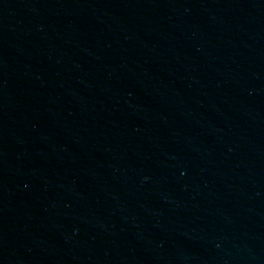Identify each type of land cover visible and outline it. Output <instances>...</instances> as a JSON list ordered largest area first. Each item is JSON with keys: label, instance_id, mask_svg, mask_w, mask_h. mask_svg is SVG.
Here are the masks:
<instances>
[{"label": "water", "instance_id": "water-1", "mask_svg": "<svg viewBox=\"0 0 264 264\" xmlns=\"http://www.w3.org/2000/svg\"><path fill=\"white\" fill-rule=\"evenodd\" d=\"M0 264H264V0H0Z\"/></svg>", "mask_w": 264, "mask_h": 264}]
</instances>
